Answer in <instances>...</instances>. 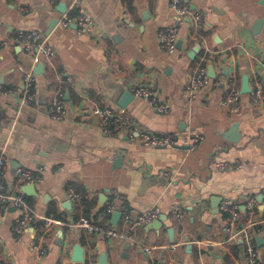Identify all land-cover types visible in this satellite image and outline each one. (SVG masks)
<instances>
[{
	"label": "crops",
	"instance_id": "0c3cea01",
	"mask_svg": "<svg viewBox=\"0 0 264 264\" xmlns=\"http://www.w3.org/2000/svg\"><path fill=\"white\" fill-rule=\"evenodd\" d=\"M70 1L0 0V150L7 158L1 178L6 191L23 194L37 223L18 234L14 220L22 210L0 207V264L97 263L103 252L108 264H248L244 244L231 238L233 230L219 204L238 201V225L246 224L247 200L253 198L256 212H262L264 98L252 101L250 92L242 93L238 109L222 101L230 90H240L244 74L252 89L260 80L264 91V1L184 0L201 13V23L194 27L190 19L181 25V46L172 53L157 40L159 28L174 21L170 0H80L94 18L93 33L60 24L57 7ZM20 29L43 32L55 49L50 62L35 61L15 42ZM39 63L43 71L36 74ZM202 63L206 70L212 65L216 77L190 95L185 87L192 69ZM29 70L36 76L35 96L21 105L23 74ZM139 84L150 86L167 111L160 113L136 96ZM58 91L65 110L61 121L49 115ZM124 91L132 96L123 107ZM97 107L121 113L128 126L115 122L117 134L105 133ZM234 126L237 142L228 139ZM139 130L170 133L175 143L145 146ZM194 137L199 140L189 148ZM218 162L230 168L219 169ZM18 169L38 173L42 181L26 183ZM70 185L78 201L70 198ZM82 193L93 206L88 218H101L110 204L113 209L99 223L128 231L131 238L83 231L78 222L84 216L75 219ZM52 205L64 220L47 216ZM153 205L163 217L156 227L127 224L122 215L111 222L122 206L136 213ZM176 205L183 209L181 217L172 211ZM251 232L264 264V237ZM33 237L45 248L41 257L30 248ZM75 243L84 249V262L72 260Z\"/></svg>",
	"mask_w": 264,
	"mask_h": 264
},
{
	"label": "built area",
	"instance_id": "2783aa9c",
	"mask_svg": "<svg viewBox=\"0 0 264 264\" xmlns=\"http://www.w3.org/2000/svg\"><path fill=\"white\" fill-rule=\"evenodd\" d=\"M48 3L55 5L57 0H46ZM171 9L174 12V21L172 24L159 28L157 32V40L160 47L169 53H172L177 48V41L179 39V30L181 25L186 20H192L193 26L200 25L201 13L193 11L187 5L184 0H170ZM59 22L63 27H69L72 24L76 26L79 32L93 33L95 29V22L92 15L86 11L81 5L80 0H71L66 6L64 12L60 14ZM15 42L28 54H31L35 61L40 59L42 61L50 62L55 54L54 47L49 43L43 32L37 29H20L15 33ZM3 46H6V41H2ZM56 75L60 80L64 81L60 72H56ZM23 88L20 91V104L27 105L31 102L35 96L34 85L36 82V76L32 70L25 71L23 74ZM210 81V77L207 75L206 67L202 64H198L191 71V77L185 87V91L190 95H194L200 88L207 85ZM134 94L138 97L145 98L150 106L156 111L164 113L167 111V105L160 101L155 95L152 88L145 84H139L134 88ZM241 92L238 89H232L228 92L227 96L222 101L223 104H232L236 109L239 108V101ZM250 98L252 101H260L264 98V91L260 80L256 81L255 87L250 91ZM103 122L102 130L110 135H116L114 123L121 122L123 125L128 126V121L121 113H115L110 107H97L94 111ZM64 100L63 93L61 91L56 92L51 101L49 108V115L53 120L61 121L64 119ZM132 137V131H128ZM138 137L140 142L149 147L163 148L170 147L174 142L172 134L167 132L154 133L145 130L138 131ZM199 137L189 138L188 146L193 148L196 146ZM7 158L3 150H0V207H4L7 204H11L14 207H18L22 212L15 218L14 229L16 233L22 234L29 227L37 228V223L33 211L28 209L27 202L21 192H9L4 188L2 182V172L6 166ZM215 166L219 169H229L230 165L226 162H218ZM238 164L237 167H240ZM17 176L26 183L41 182L42 177L37 173L33 174L30 170L18 169ZM68 193L70 198L78 201L79 195L75 192L73 187H68ZM263 198L260 202L262 209L261 214L256 212L255 201L253 198L249 199L245 203L247 210V220L245 225H238L239 223V203L233 199H222L219 204L221 212L227 215V225L233 230V239L240 238L244 244L245 252L248 258V264H261L260 257L254 243V235L251 229L257 226V232L264 237V190ZM113 209L110 204L102 211L100 217H105ZM122 219L125 223L130 225H144L157 219L161 210L158 206L153 205L140 212L132 213L128 207L122 206L120 208ZM172 211L176 217L183 215V209L181 206H173ZM255 217L259 219L255 220ZM101 218L90 219L83 217L79 220L78 226L85 232L102 231L108 238L118 239H130L131 234L128 231L118 232L114 228H103L99 223ZM50 218L47 219V223H51ZM30 248L38 253L41 257L45 253V248L34 237L31 238ZM1 248V245H0ZM173 248V247H172ZM146 252L151 255V248H147ZM58 264H66L64 261H59ZM84 264H97L95 259H89Z\"/></svg>",
	"mask_w": 264,
	"mask_h": 264
},
{
	"label": "water",
	"instance_id": "95a60500",
	"mask_svg": "<svg viewBox=\"0 0 264 264\" xmlns=\"http://www.w3.org/2000/svg\"><path fill=\"white\" fill-rule=\"evenodd\" d=\"M264 1V0H263ZM66 8V5L65 3H59L57 9L62 13L64 12ZM55 22H57L55 20ZM181 46V41L178 40L177 41V47L179 48ZM195 55V51L192 50L191 53H190V57H193ZM226 70V69H225ZM34 73L36 74H39L43 71V63H39L37 64L34 69H33ZM226 73V72H225ZM207 75L210 77V78H215L216 77V73H215V70H214V67L212 65H209L208 66V69H207ZM252 90L251 86L249 85V80H248V75L244 74L242 76V82H241V88H240V92L241 93H248ZM132 96V93L129 92V91H124L123 92V95H122V98L119 102V105L120 106H125L124 104L126 103L127 100L130 99V97ZM236 126L234 127H231V129L229 130L228 132V139L232 142H237L238 141V133H236ZM31 187L34 188V184H31ZM30 187V188H31ZM106 197V194L104 195ZM261 198H262V195L259 196V202L261 201ZM213 207L215 209H217L218 207V203L216 202H213ZM242 208L244 209V205L242 206ZM121 213L119 211H114L113 212V215H112V224H115L116 221L119 219ZM163 217H162V214H160V216L157 218V219H154L152 222H150V225H153L154 227H156L158 224L161 223ZM29 229H32V228H29ZM259 239H261L262 237H258ZM127 245H130V243L128 242L126 244ZM190 247V246H188ZM84 249L83 247L78 244V243H75L72 247V260L75 261V262H78V263H81V262H84ZM97 264H108V259H107V255L105 252L101 253L98 257V262Z\"/></svg>",
	"mask_w": 264,
	"mask_h": 264
},
{
	"label": "trees",
	"instance_id": "16d2710c",
	"mask_svg": "<svg viewBox=\"0 0 264 264\" xmlns=\"http://www.w3.org/2000/svg\"><path fill=\"white\" fill-rule=\"evenodd\" d=\"M92 208L93 206L91 201H88L87 198L82 193V198L80 200V203L75 208L76 211L75 219H78L80 216H84L87 218L90 217L92 215ZM243 214L246 215L247 211ZM47 216L53 217L57 220H64V216L61 213L57 212V208L54 205L49 207L47 211ZM256 230H257V226H254L253 231L256 232Z\"/></svg>",
	"mask_w": 264,
	"mask_h": 264
}]
</instances>
